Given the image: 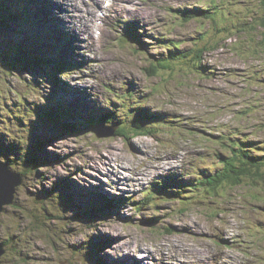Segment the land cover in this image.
<instances>
[{
  "label": "rangeland",
  "instance_id": "rangeland-1",
  "mask_svg": "<svg viewBox=\"0 0 264 264\" xmlns=\"http://www.w3.org/2000/svg\"><path fill=\"white\" fill-rule=\"evenodd\" d=\"M4 1L0 163L22 183L0 215L1 264H264V179L210 195L200 181L231 136L264 145V0ZM216 3L215 21L177 12ZM11 44L81 66L18 63ZM194 48L200 62L154 67ZM56 104L69 113L54 123L42 109ZM106 112L105 132L138 117L155 135L100 138L84 119Z\"/></svg>",
  "mask_w": 264,
  "mask_h": 264
},
{
  "label": "trees",
  "instance_id": "trees-1",
  "mask_svg": "<svg viewBox=\"0 0 264 264\" xmlns=\"http://www.w3.org/2000/svg\"><path fill=\"white\" fill-rule=\"evenodd\" d=\"M17 1L20 2V0H17ZM29 1L32 4V0H29ZM24 7L27 10H30L27 6H24ZM216 9H219V8H217V6H211V8H202V9L196 8L193 10H184V9L179 8L177 9V12H178V15L186 21H191L192 19H208V20L211 19L215 21L216 20L215 15L217 12ZM11 14L12 13L9 9V5L6 3V1L0 0V17H1L0 25L1 26L7 25L8 18ZM30 19H32L31 16H30ZM260 25L264 27V16L262 17V22L260 23ZM134 37H137V38H134ZM122 40L126 42L133 40L132 41L133 43L141 46L140 45L141 40L133 30H129L125 32L121 36V41ZM263 40H264V31H263ZM176 48L179 49V46H176ZM13 51L16 54L18 63L28 64V65H32L35 67H40V66L43 67L44 61L48 60V58L46 59L45 57L37 58L34 56L33 57L28 56L27 49L25 50L23 47L20 46V44H16ZM191 53H193V55H191ZM203 53H204V49L202 48H198V49L194 48L193 50L191 49L190 51H184L183 53L176 52L171 56L160 58L159 61L155 63L154 67L156 69L172 70L176 63L182 64V63H185V61L189 60L190 62L193 59L200 62ZM59 62H62V63H59L58 70H57L58 72L62 73L64 70L72 68V66H70L65 61H59ZM56 105H57L56 108L42 109L43 116H45L46 119H49L51 122H54V123H56L57 121L59 122V120L61 119V116L68 115L67 113H69L67 109L63 108L64 106L62 104H56ZM140 109H143V107ZM114 117H115L114 112L113 113L106 112L102 114V116H100L98 120L94 117L88 116L84 119V123L85 125L92 126L91 128H93L96 125H98V123L110 124V122L114 120ZM126 124L122 126H118V128L116 129V135H125L126 133L138 134L141 131L155 135V132L152 129H150L147 124L143 123V118L140 119L138 117H134L132 120V124L128 122ZM68 126H70L69 128L70 131L77 130V127L74 124H71ZM126 128H128V130ZM248 139L249 138L245 137V135L242 136L239 134L233 135L227 139L224 145L227 147V149H230L229 150L230 153L227 155L219 153L217 155L221 168L217 170L216 172H214L213 174L206 175L202 179H200V181L203 184V187L205 186V188L207 189L203 191L207 192V194L209 195L213 194L214 192L217 194V187L221 185H228V186L235 185L236 186L242 183L247 178L253 179V181L264 179V145L255 146L252 143H249ZM253 141L254 140H252V142ZM258 151H263V153L257 155L256 153ZM33 160H35V158H33ZM28 163L32 164L34 162L29 160ZM25 174L26 172L24 173V175ZM163 185L164 184H162L161 186ZM182 190L183 188L178 189V191H180L179 193L182 194L183 193L181 192ZM146 195L147 196H145V198L147 200L148 199L153 200L154 197L156 196V193L153 191H148ZM197 196L198 195H196V197ZM142 202L146 203L145 201H142ZM101 264H105V262L102 261Z\"/></svg>",
  "mask_w": 264,
  "mask_h": 264
},
{
  "label": "water",
  "instance_id": "water-1",
  "mask_svg": "<svg viewBox=\"0 0 264 264\" xmlns=\"http://www.w3.org/2000/svg\"><path fill=\"white\" fill-rule=\"evenodd\" d=\"M116 127H112L110 132H105L102 126L94 128V132L98 137H111L115 134ZM17 176L10 172L6 164L0 163V215L4 212L8 204L15 203V193L17 187L22 183L16 179ZM5 252L3 245L0 243V264L2 254Z\"/></svg>",
  "mask_w": 264,
  "mask_h": 264
},
{
  "label": "bare ground",
  "instance_id": "bare-ground-1",
  "mask_svg": "<svg viewBox=\"0 0 264 264\" xmlns=\"http://www.w3.org/2000/svg\"><path fill=\"white\" fill-rule=\"evenodd\" d=\"M71 1H74V0H71ZM96 4H98L101 0H93ZM126 1V0H125ZM32 3L33 4H38L39 2L38 1H36V0H32ZM105 3V2H104ZM64 2H60V5H61V10H63L64 9ZM67 4V3H66ZM117 4V3H116ZM31 6L33 7V5L31 4ZM192 6V5H191ZM214 6H217V8H219L220 9V6H219V4H215ZM193 9H196V8H193ZM192 9V10H193ZM199 9V8H198ZM219 9H216V10H219ZM99 10V9H98ZM184 10H186V9H184ZM100 11V10H99ZM32 14V13H31ZM171 15V14H170ZM175 15V14H174ZM63 16V15H62ZM72 16V15H71ZM86 16V15H85ZM91 17V16H90ZM121 17V16H120ZM78 18V17H77ZM82 19V21L80 22V23H78V24H75V26H78V27H80V28H83L84 27V22H86V20L88 19H86L85 17L83 18H81ZM90 20H93V19H91V18H89L88 19V21H90ZM76 22V21H75ZM88 27L89 26H87V27H84V29L86 30V31H88ZM78 30V29H77ZM128 31V30H127ZM125 33V32H124ZM124 33H122V35L124 34ZM72 35V34H71ZM50 38V37H49ZM134 38H137V37H134ZM120 39H121V37H120ZM131 41H133V40H131ZM136 41V40H135ZM137 42V41H136ZM10 48H15V46H16V44H15V46L13 45V44H11V45H8ZM48 60H50L49 62H52V59L51 58H48ZM59 61H65V62H67L70 66H72V68H69V69H71V70H74V69H76V67L77 66H81V65H79V64H72L68 59H63V60H58V59H56V58H54V61L53 62H55V63H58ZM47 64H49L48 63V61H45ZM59 65V64H58ZM111 73V72H110ZM47 112V111H46ZM178 113V112H177ZM109 118V117H108ZM179 118V117H178ZM97 120L99 119V118H96ZM199 119V118H198ZM107 120V119H106ZM100 124H103V123H98V125H100ZM98 125H96V126H98ZM103 125H105V124H103ZM179 125V124H178ZM95 126V127H96ZM113 127H116V129L118 128V126H113ZM92 129H94V127L92 128ZM94 132V131H93ZM95 133V132H94ZM97 135V134H96ZM167 158V157H166ZM185 160V159H184ZM181 178V177H180ZM154 192V191H153ZM16 193H17V190H16ZM16 193H15V200H16ZM146 250H147V248H146ZM145 250V251H146ZM210 251V250H209ZM160 254V253H159ZM230 256V255H229ZM123 264V263H122ZM126 264V263H125Z\"/></svg>",
  "mask_w": 264,
  "mask_h": 264
}]
</instances>
